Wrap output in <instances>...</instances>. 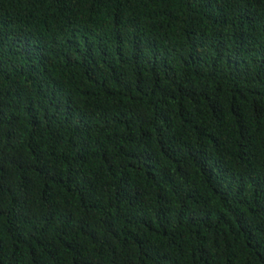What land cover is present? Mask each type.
<instances>
[{
    "label": "trees",
    "instance_id": "obj_1",
    "mask_svg": "<svg viewBox=\"0 0 264 264\" xmlns=\"http://www.w3.org/2000/svg\"><path fill=\"white\" fill-rule=\"evenodd\" d=\"M0 264H264V0H0Z\"/></svg>",
    "mask_w": 264,
    "mask_h": 264
}]
</instances>
